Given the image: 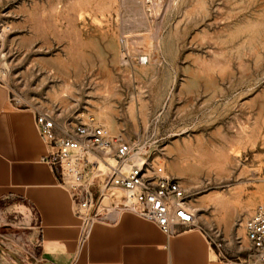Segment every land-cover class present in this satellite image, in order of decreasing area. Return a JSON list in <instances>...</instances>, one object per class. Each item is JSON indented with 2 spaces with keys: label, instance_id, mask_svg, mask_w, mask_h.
<instances>
[{
  "label": "rangeland",
  "instance_id": "obj_1",
  "mask_svg": "<svg viewBox=\"0 0 264 264\" xmlns=\"http://www.w3.org/2000/svg\"><path fill=\"white\" fill-rule=\"evenodd\" d=\"M0 80L23 107L156 141V160L191 194L194 228L225 264H252L264 0H0ZM3 207L0 264H34L28 218Z\"/></svg>",
  "mask_w": 264,
  "mask_h": 264
},
{
  "label": "crops",
  "instance_id": "obj_2",
  "mask_svg": "<svg viewBox=\"0 0 264 264\" xmlns=\"http://www.w3.org/2000/svg\"><path fill=\"white\" fill-rule=\"evenodd\" d=\"M35 118V110L14 101L0 80V206L28 218L23 234L34 264H225L198 228L168 236L129 213L115 225L96 223L80 245L79 219L54 169L42 160L47 145Z\"/></svg>",
  "mask_w": 264,
  "mask_h": 264
},
{
  "label": "built area",
  "instance_id": "obj_3",
  "mask_svg": "<svg viewBox=\"0 0 264 264\" xmlns=\"http://www.w3.org/2000/svg\"><path fill=\"white\" fill-rule=\"evenodd\" d=\"M35 112L38 132L47 145L42 160L70 195L80 221L79 243L89 238L96 223L115 225L128 213L154 223L168 236L196 226L191 194L156 160L154 154L161 150L156 141L110 134L93 117L63 119L48 110ZM244 228L251 263L264 264V202ZM26 258L20 257L19 264Z\"/></svg>",
  "mask_w": 264,
  "mask_h": 264
},
{
  "label": "water",
  "instance_id": "obj_4",
  "mask_svg": "<svg viewBox=\"0 0 264 264\" xmlns=\"http://www.w3.org/2000/svg\"><path fill=\"white\" fill-rule=\"evenodd\" d=\"M43 264H50V263H48V262H44Z\"/></svg>",
  "mask_w": 264,
  "mask_h": 264
}]
</instances>
